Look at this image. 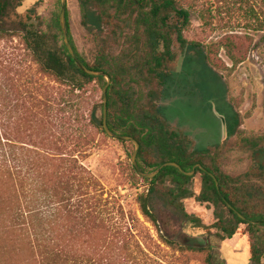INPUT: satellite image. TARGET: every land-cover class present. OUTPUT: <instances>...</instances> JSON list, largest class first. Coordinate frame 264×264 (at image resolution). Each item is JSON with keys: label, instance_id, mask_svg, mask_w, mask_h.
I'll list each match as a JSON object with an SVG mask.
<instances>
[{"label": "rangeland", "instance_id": "rangeland-1", "mask_svg": "<svg viewBox=\"0 0 264 264\" xmlns=\"http://www.w3.org/2000/svg\"><path fill=\"white\" fill-rule=\"evenodd\" d=\"M180 1L192 13L186 39L217 52L223 71L206 59L183 63L176 43L179 58L168 65L172 76L165 82L166 92L156 83L150 88L141 83V89L158 93L151 100L161 107V117L169 128L186 134L199 152L216 149L231 137L239 113L238 133L221 149L220 160L225 172L244 174L254 161L264 160L253 152L264 149V0ZM57 6L58 0H23L18 12L24 16L36 9L48 21ZM67 13L78 51L92 60L100 45L82 26L76 0H67ZM227 37L241 61L236 67L222 47ZM103 98L98 84L82 97L43 74L19 37L0 41V123L6 122L8 129L5 159L11 167L0 170V264H143L138 245L162 257V264H205L207 253H183L159 240L162 234L206 245L210 237L205 230L160 205L162 233L141 216L137 198L145 185L132 175L135 145L89 125L94 104ZM80 127L85 128L81 137ZM0 163L5 165L3 157ZM247 181L264 188V174ZM200 187L197 177L193 189L198 193ZM184 203L204 225L215 222L211 206L195 199ZM18 212L25 219L18 221ZM130 215L139 224L129 221ZM215 255L216 264H250L246 226L221 243Z\"/></svg>", "mask_w": 264, "mask_h": 264}, {"label": "trees", "instance_id": "trees-1", "mask_svg": "<svg viewBox=\"0 0 264 264\" xmlns=\"http://www.w3.org/2000/svg\"><path fill=\"white\" fill-rule=\"evenodd\" d=\"M76 1L82 9V26L96 36L100 45L92 60L78 51L66 9V30L76 57L70 55L60 26L62 0H58L57 9L48 21L40 17L36 9H29L21 16L18 9L22 7L23 0H0V41L19 37L39 70L78 96L87 95L94 84L100 85L103 91L107 87L105 77L86 74L81 64L110 77L111 84L106 91L109 129L114 136L131 137L140 144L137 168L132 166L131 170L133 177L145 185L144 192L137 198L141 216L159 229V234L162 233L158 215L160 205V208L171 212L186 224L205 230L210 237L206 245L187 244L169 240L160 234L159 240L165 246L183 253H207L205 264H216L217 247L233 239L241 226H246L250 243L249 262L263 264L264 188L252 186L247 180L264 174V160L263 163L254 161L250 171L238 176L225 172L220 160L221 149L238 133L240 114L236 113L238 120L230 133L231 137L216 149L199 152L186 134L169 128L161 117V107L151 100L152 93L154 96L158 93L141 89V83L144 88L145 85L150 88V84L156 83L165 89V82L172 76V73H168V65L179 58L174 51L176 43L185 59L183 63L186 59H206L217 72L223 71L218 63L217 52L186 39L185 33L191 27V11L182 6L180 0ZM222 47L226 49L233 66H238L241 61L233 55L235 45L230 37L223 40ZM190 53L193 55L190 56ZM160 95H164L163 91ZM3 111L0 109V113ZM99 111L102 113L100 117ZM103 112L104 98L100 105L94 104L89 125L103 128ZM5 124L0 123V157L4 158L5 163H0V170L11 171L5 159L9 142ZM84 130V127L78 128L77 134L83 136ZM118 141L127 143L121 139ZM254 151L264 158L262 147L254 148ZM170 162L177 163L184 173L169 166L153 179L139 176L138 172L155 174L162 165ZM191 173L192 176L187 175ZM197 177L201 180L198 193L193 189ZM188 199L211 206L215 222L206 226L198 217L189 214L184 203ZM16 219L22 221L25 213L18 212ZM128 220L139 224L131 215ZM129 226L118 228L125 230L126 227L127 230ZM35 237L38 244L40 240L36 233ZM138 247L142 256L139 262L164 263L162 257Z\"/></svg>", "mask_w": 264, "mask_h": 264}, {"label": "water", "instance_id": "water-1", "mask_svg": "<svg viewBox=\"0 0 264 264\" xmlns=\"http://www.w3.org/2000/svg\"><path fill=\"white\" fill-rule=\"evenodd\" d=\"M62 4H63V8H62V11H61V16H60V26H61V30H62V33H63V37H64V43L70 53V55L75 58V52L71 46V43H70V40H69V36H68V33H67V30H66V9H67V0H62ZM82 69L85 71L86 74L90 75V76H93V77H105V79H107V87L104 89L103 93H104V112H103V128H104V131L105 133L111 137V138H114V139H121L123 141H126V142H131L135 145V152L132 156V164L135 168H137V156H138V152L140 150V144L133 138L131 137H125V136H114L110 129H109V126H108V122H107V97H106V91H107V88L110 86L111 84V79L108 75H105L103 73H98V72H95V71H92V70H89L86 66L82 65ZM175 167V168H178L180 169L182 172L183 170L181 169V167L177 164V163H165L164 165H162L160 167V169L155 173V174H152V175H144L142 174L141 172H138L139 173V176L140 177H145V178H148V179H153L155 178L162 169H164L165 167ZM184 173V172H183ZM189 176H192L193 173L191 174H187ZM217 187H218V183H217ZM242 217V216H240Z\"/></svg>", "mask_w": 264, "mask_h": 264}]
</instances>
